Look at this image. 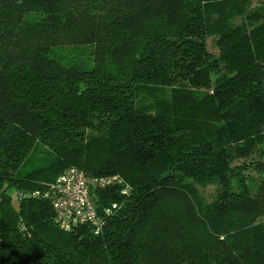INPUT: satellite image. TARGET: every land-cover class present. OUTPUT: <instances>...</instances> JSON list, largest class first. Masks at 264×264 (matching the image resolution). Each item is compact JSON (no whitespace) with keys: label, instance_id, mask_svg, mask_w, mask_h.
<instances>
[{"label":"trees","instance_id":"16d2710c","mask_svg":"<svg viewBox=\"0 0 264 264\" xmlns=\"http://www.w3.org/2000/svg\"><path fill=\"white\" fill-rule=\"evenodd\" d=\"M251 1L0 0V264H264ZM71 168L119 179L91 192L99 235L54 222Z\"/></svg>","mask_w":264,"mask_h":264},{"label":"built area","instance_id":"2783aa9c","mask_svg":"<svg viewBox=\"0 0 264 264\" xmlns=\"http://www.w3.org/2000/svg\"><path fill=\"white\" fill-rule=\"evenodd\" d=\"M116 182H119L117 177L90 178L75 168L64 171L47 186L45 193V197L51 202L56 226L64 232H69L77 226L89 225L93 234L99 235L104 221L97 215L91 192Z\"/></svg>","mask_w":264,"mask_h":264},{"label":"rangeland","instance_id":"374dc122","mask_svg":"<svg viewBox=\"0 0 264 264\" xmlns=\"http://www.w3.org/2000/svg\"><path fill=\"white\" fill-rule=\"evenodd\" d=\"M260 7H264V0H252L251 1V8L252 9H257V8H260ZM236 23H240L239 20L236 21ZM207 48H208V51L213 54L214 56H217L218 55V51L216 50L215 46L213 45V41L211 39H208L207 40ZM84 52H81V53H78V55H75L73 56L74 60L75 61H81L83 62V67L84 68H91L92 64H91V57L87 58L85 57V55L87 54V51L83 50ZM72 54H70V56H72ZM45 154L40 151V150H37L35 152V154L32 156V158L30 159V161L22 168L21 170V175L22 174H25V173H28L32 170H34L35 168L39 167L40 165L43 164L44 160L41 161L42 158L46 159L45 158ZM237 165V163H232V167L234 168L235 166ZM253 176H255L253 173H251ZM256 180H259L258 177H256ZM213 191V189L211 187H209L207 189L206 192H203V195L208 198V196L211 194V192Z\"/></svg>","mask_w":264,"mask_h":264}]
</instances>
